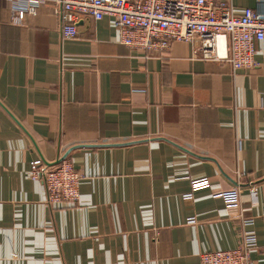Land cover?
<instances>
[{
    "label": "crops",
    "instance_id": "obj_1",
    "mask_svg": "<svg viewBox=\"0 0 264 264\" xmlns=\"http://www.w3.org/2000/svg\"><path fill=\"white\" fill-rule=\"evenodd\" d=\"M76 25L64 38L52 1L17 24L0 0V264H200L240 242L215 195L237 183L264 264V40L234 71L186 41L147 56L110 16ZM62 157L83 174L80 196L50 204L30 173Z\"/></svg>",
    "mask_w": 264,
    "mask_h": 264
},
{
    "label": "built area",
    "instance_id": "obj_2",
    "mask_svg": "<svg viewBox=\"0 0 264 264\" xmlns=\"http://www.w3.org/2000/svg\"><path fill=\"white\" fill-rule=\"evenodd\" d=\"M9 1L17 24L22 23L27 13L34 14L40 5L52 1L61 13L64 38L77 35L79 14L95 19L110 16L118 30V41L147 56L167 51L173 41H186L204 59L228 60L234 71L257 64L255 42L264 40V0H257L256 7H247L242 13H235L232 3L226 0ZM30 174L44 182L50 204L79 199L83 174L69 159L63 158L53 165L38 160ZM209 185L210 179L205 176L191 180L192 191ZM241 190L237 183L215 194L223 199L227 214L241 219L245 227L239 244L231 249L201 253L200 264H253L251 252L258 246L257 236L248 228L253 220L243 214ZM192 191L186 197H191Z\"/></svg>",
    "mask_w": 264,
    "mask_h": 264
},
{
    "label": "water",
    "instance_id": "obj_3",
    "mask_svg": "<svg viewBox=\"0 0 264 264\" xmlns=\"http://www.w3.org/2000/svg\"><path fill=\"white\" fill-rule=\"evenodd\" d=\"M65 158V157H62V159ZM61 160V159H60ZM60 160H58L57 162H59Z\"/></svg>",
    "mask_w": 264,
    "mask_h": 264
}]
</instances>
